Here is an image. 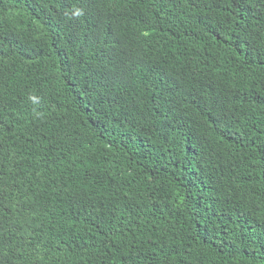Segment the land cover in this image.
Returning <instances> with one entry per match:
<instances>
[{
  "label": "trees",
  "instance_id": "obj_1",
  "mask_svg": "<svg viewBox=\"0 0 264 264\" xmlns=\"http://www.w3.org/2000/svg\"><path fill=\"white\" fill-rule=\"evenodd\" d=\"M0 264H264V0H0Z\"/></svg>",
  "mask_w": 264,
  "mask_h": 264
}]
</instances>
